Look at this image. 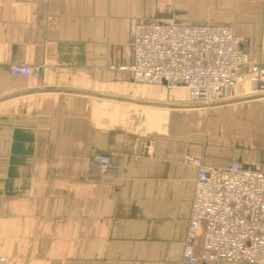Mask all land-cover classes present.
Wrapping results in <instances>:
<instances>
[{
  "label": "crops",
  "instance_id": "0c3cea01",
  "mask_svg": "<svg viewBox=\"0 0 264 264\" xmlns=\"http://www.w3.org/2000/svg\"><path fill=\"white\" fill-rule=\"evenodd\" d=\"M143 20L229 25L264 65V0H0L10 264H180L197 174L186 158L264 169V96L249 95L248 76L232 101L208 106L184 87L134 81L123 66ZM12 62L38 70L14 76Z\"/></svg>",
  "mask_w": 264,
  "mask_h": 264
},
{
  "label": "built area",
  "instance_id": "2783aa9c",
  "mask_svg": "<svg viewBox=\"0 0 264 264\" xmlns=\"http://www.w3.org/2000/svg\"><path fill=\"white\" fill-rule=\"evenodd\" d=\"M123 68L136 82L186 88L193 105L232 101L242 75L251 83L249 95L264 96V65L251 60L240 48V37L225 24L139 21L133 61ZM37 70L26 63L9 64L14 76ZM96 160L104 176L112 178L110 157ZM186 160L196 166L197 174L180 264H264V169L244 168L238 160L227 166L198 156ZM0 264H10L9 258L0 254Z\"/></svg>",
  "mask_w": 264,
  "mask_h": 264
},
{
  "label": "water",
  "instance_id": "95a60500",
  "mask_svg": "<svg viewBox=\"0 0 264 264\" xmlns=\"http://www.w3.org/2000/svg\"><path fill=\"white\" fill-rule=\"evenodd\" d=\"M245 168L247 167V166H244Z\"/></svg>",
  "mask_w": 264,
  "mask_h": 264
},
{
  "label": "rangeland",
  "instance_id": "374dc122",
  "mask_svg": "<svg viewBox=\"0 0 264 264\" xmlns=\"http://www.w3.org/2000/svg\"><path fill=\"white\" fill-rule=\"evenodd\" d=\"M166 4V3H165Z\"/></svg>",
  "mask_w": 264,
  "mask_h": 264
}]
</instances>
